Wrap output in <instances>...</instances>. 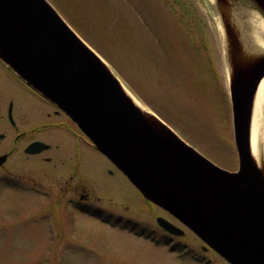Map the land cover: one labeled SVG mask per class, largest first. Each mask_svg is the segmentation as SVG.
<instances>
[{"label": "water", "instance_id": "obj_1", "mask_svg": "<svg viewBox=\"0 0 264 264\" xmlns=\"http://www.w3.org/2000/svg\"><path fill=\"white\" fill-rule=\"evenodd\" d=\"M225 30L236 171L215 165L156 115L143 113L47 0H0V60L76 123L147 201L230 264H264V169L250 149L264 55L241 56L233 28ZM42 146L34 142L29 149ZM156 221L184 234L163 217Z\"/></svg>", "mask_w": 264, "mask_h": 264}, {"label": "rangeland", "instance_id": "obj_2", "mask_svg": "<svg viewBox=\"0 0 264 264\" xmlns=\"http://www.w3.org/2000/svg\"><path fill=\"white\" fill-rule=\"evenodd\" d=\"M47 1L82 38V33H85L91 42L106 49L112 60L121 64L122 73L144 87L159 113L136 97L109 61L83 38L143 106L213 163L228 171L237 170L230 106L214 93L212 85L199 81L202 89L190 90L192 85L182 88L173 85L168 78L164 81L163 76L159 81L155 72L152 76L145 69L141 71V61H153L147 47L158 45L155 35H160V28H169V34L166 32L165 36L169 48L170 42L176 40L175 37L170 40L171 34L176 36L172 30L177 28L176 12L172 16L168 14V4L164 0ZM194 1L214 34L217 70L227 90L224 43L212 0ZM146 30L151 33L150 36ZM205 72L201 71L203 77H206ZM150 75L153 80L145 82L148 79L143 78ZM5 99L0 93V104ZM17 105L33 109V124L42 121L41 113L46 112L51 113L49 120L67 118L64 114H52L55 107L35 96L23 97ZM97 161L105 169V160L100 154ZM30 168L19 172L22 177L16 184L0 173V264H229L213 250L203 249L205 243L170 215L146 201L120 173H105L98 177V212H102L100 215L104 220L108 219L105 212H112L115 217L119 214L138 222L144 236L136 233L131 225L134 223H130L128 228L123 225L117 227L116 224L108 225L97 215H85L70 209L60 214L59 223L50 220L45 210L46 197L33 192L31 186L36 185L39 190L48 185L54 186L55 173L37 156ZM157 216L183 228L185 235L169 237V243H165V234L155 221ZM149 232L155 236H150ZM157 237L159 240H155Z\"/></svg>", "mask_w": 264, "mask_h": 264}, {"label": "flooded vegetation", "instance_id": "obj_3", "mask_svg": "<svg viewBox=\"0 0 264 264\" xmlns=\"http://www.w3.org/2000/svg\"><path fill=\"white\" fill-rule=\"evenodd\" d=\"M260 1L218 0L212 4V9L220 12L219 28H223L224 43L227 38L225 28H233L241 56L243 54L244 57L264 55V0ZM0 93L6 98L0 104V157H4L0 161V173L16 184L19 177H22L19 172L32 167L34 157L37 156L56 176L54 186L48 185L40 190L36 185L31 186L33 192L46 197L45 210L50 220L59 223L60 214L69 209L85 215L99 216L102 212L97 209L98 177L105 173H122L97 151L68 117L60 121L49 120L51 113L46 112L41 113L42 121L33 124V109H24L17 103L27 96H35L48 104L49 102L15 76L1 60ZM52 114L58 116L63 112L55 107ZM34 142H41L43 146L39 151L31 152L29 147ZM98 154L105 160V169L97 161ZM105 213L108 219H100L108 225H123L126 228L130 223L139 225L128 217L119 214L115 217L112 212Z\"/></svg>", "mask_w": 264, "mask_h": 264}, {"label": "trees", "instance_id": "obj_4", "mask_svg": "<svg viewBox=\"0 0 264 264\" xmlns=\"http://www.w3.org/2000/svg\"><path fill=\"white\" fill-rule=\"evenodd\" d=\"M164 2L168 4V14L172 16L176 12L177 28H172L176 36L170 35V40H173L174 37L176 40L170 42L169 48L168 41L165 39L169 28H160V35H155V40L157 39L159 42L158 45L151 44L147 47L149 50L148 54L153 61L150 60V63L141 61V71L145 69L152 76V73L155 72L156 76L157 74L159 75V81L161 79L160 76H163L164 81L168 78L173 85H179L182 88L191 87L192 85L193 88L190 90L199 91L203 87L199 86V81H206L210 86L212 85L214 93L218 94L220 99L224 98L229 105L226 89L217 70L214 34L206 25L201 10L194 0H164ZM174 5H176L175 10ZM131 30L133 31V29ZM142 31L144 32L143 29ZM146 32L150 36L151 33L149 34L148 30ZM82 36L99 54L109 61L123 78L131 92L147 106L159 113L154 102L148 98L144 87L127 78L126 74L122 73L121 64L112 60V57L106 53V49L104 50L101 45L91 42L85 33H82ZM140 64H136V67H140ZM202 70L206 71V77L201 75ZM151 75L143 78L148 79L145 82L153 80Z\"/></svg>", "mask_w": 264, "mask_h": 264}, {"label": "bare ground", "instance_id": "obj_5", "mask_svg": "<svg viewBox=\"0 0 264 264\" xmlns=\"http://www.w3.org/2000/svg\"><path fill=\"white\" fill-rule=\"evenodd\" d=\"M123 89L132 100V102L143 113L154 115L145 106H143L128 90H126L124 86ZM250 149L251 155L257 166L264 169V78L258 84L253 101L250 125Z\"/></svg>", "mask_w": 264, "mask_h": 264}]
</instances>
